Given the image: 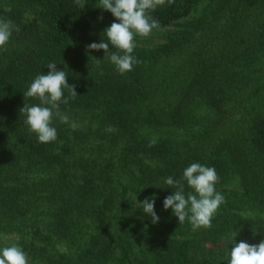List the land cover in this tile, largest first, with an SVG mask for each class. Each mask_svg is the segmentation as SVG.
Listing matches in <instances>:
<instances>
[{
	"label": "trees",
	"instance_id": "1",
	"mask_svg": "<svg viewBox=\"0 0 264 264\" xmlns=\"http://www.w3.org/2000/svg\"><path fill=\"white\" fill-rule=\"evenodd\" d=\"M84 3L0 0L19 27L0 49V249L20 246L29 264H227L234 232L264 240V0H165L125 74L87 49L116 18ZM53 61L78 95L60 104L57 140L40 143L20 109L40 103L23 93ZM192 163L219 176L211 228L163 207L177 190L167 177L193 191Z\"/></svg>",
	"mask_w": 264,
	"mask_h": 264
},
{
	"label": "clouds",
	"instance_id": "2",
	"mask_svg": "<svg viewBox=\"0 0 264 264\" xmlns=\"http://www.w3.org/2000/svg\"><path fill=\"white\" fill-rule=\"evenodd\" d=\"M75 3L84 9V0H75ZM165 4V0H100L97 7L110 11L116 18L109 27L103 30L106 37L101 42L90 43L86 47L90 50H104L110 62L115 65L120 74H125L133 69V66L141 63L132 53L137 47L135 36L148 37L153 29L159 28V21L151 16L158 6ZM103 19V17H99ZM118 21V22H117ZM13 30L19 31L11 20L0 18V49H6ZM109 44L114 46L115 51L109 49ZM49 71L46 74H38L30 84L24 96L37 98L40 103L29 106L24 104L20 109L26 116L25 124L29 131L36 133L40 143H51L57 140V129L53 126L54 119L58 118L61 123H69V117L60 112V104H67L69 99H75L78 95L76 85L68 83L65 70H59L56 62L47 63ZM67 90L68 97L64 96ZM76 129V122L71 123ZM107 131H115L109 126ZM156 140L149 141L148 146L153 147ZM183 180L193 189L185 193V186L180 180H174L169 176L165 183L177 190L165 197L163 207L171 208L178 218L179 224L186 220L193 230L199 228H211L212 219L219 207L225 203V197L216 191L215 185L219 176L214 167H208L200 163H192L183 171ZM142 210L151 217L152 222L159 221V216L154 210L155 200L145 198L140 202ZM236 232L232 236L234 241L230 249L227 264H264V240L258 244H249L246 241L235 242ZM0 264H29L27 253L18 245L0 249Z\"/></svg>",
	"mask_w": 264,
	"mask_h": 264
}]
</instances>
